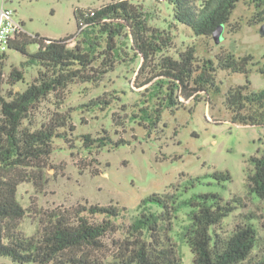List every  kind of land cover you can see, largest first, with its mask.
<instances>
[{"label": "trees", "instance_id": "16d2710c", "mask_svg": "<svg viewBox=\"0 0 264 264\" xmlns=\"http://www.w3.org/2000/svg\"><path fill=\"white\" fill-rule=\"evenodd\" d=\"M172 7L174 20L200 38H215L220 27L231 33L239 29L231 16L243 0H160ZM257 12L249 23L264 22V0H250ZM93 13V14H92ZM78 31L59 39L23 33L14 39L9 50L27 55L26 64L38 66V73L23 91L14 90L25 80L22 70L13 67L6 78L8 51L0 54V256L12 264H183V256L173 237L177 212L176 192L152 193L138 205V213L127 226L125 238L115 250L106 252L104 237L119 230L116 223L126 207L110 203L55 209L40 216V230L27 235L20 229L27 214L18 199L19 185L37 178L49 164L57 140L74 136L87 153L114 148L128 140H115L107 129L94 137L91 133L76 135L70 112L60 110L65 90L74 83L98 85L104 75L119 64L138 62V86H146L144 99L128 118L150 121L157 125L166 108L172 112L202 97H217L223 92L217 80L220 71L248 74L256 69L264 74V61L252 54L237 55L221 48L217 53L200 56L194 45L177 52L171 31L152 26L141 4L132 0H111L99 8L76 11ZM76 37L74 45L69 41ZM37 44L29 53L28 47ZM264 59V56H263ZM8 85V90L4 86ZM228 119L238 125L264 127V88L255 91L249 78L245 84L231 85L223 92ZM51 95L57 109L43 120H37L40 104ZM115 96L105 93L82 104L84 108L113 103ZM125 106L128 104H123ZM126 115V114H125ZM124 115V118H125ZM121 116L113 121L123 127ZM218 120V119H217ZM221 120V119H219ZM124 128V127H123ZM250 191L264 203V152L249 160ZM217 180H231L229 171L215 170ZM241 201L235 195L228 201L218 193H201L187 202L192 209L191 222L185 227L184 242L193 258L190 264H264L257 259L260 233L251 219L235 227L229 235L221 229ZM101 214V221L91 220ZM264 219V215H263ZM115 246V239L113 240ZM0 264H5L1 263Z\"/></svg>", "mask_w": 264, "mask_h": 264}, {"label": "rangeland", "instance_id": "374dc122", "mask_svg": "<svg viewBox=\"0 0 264 264\" xmlns=\"http://www.w3.org/2000/svg\"><path fill=\"white\" fill-rule=\"evenodd\" d=\"M111 0H7L5 6L15 12L28 34L59 39L74 35L78 31L76 11L96 9ZM141 4L148 15V23L171 31L175 46L169 51L177 52L189 45L197 48L200 56L217 53L226 48L237 55L252 54L256 60L264 61V35L261 28L264 22L249 23L254 19L256 7L250 0H243L234 10L231 22L239 29L233 33L225 28L220 39L200 38L183 24L174 20L172 7L160 0H132ZM3 0H0V5ZM76 42L70 39L69 45ZM31 44L28 52L37 49ZM27 55L20 51L8 50L5 60L6 78L13 67L24 72L25 80L18 82L14 90L23 91L38 73V66L26 64ZM138 62L119 64L113 71L104 75L98 85L74 83L65 90V102L60 110L70 112L76 135L91 133L97 137L102 129H107L118 140H128L114 148H105L87 153L79 140L72 136L69 142L63 139L55 143L56 150L49 164L40 176L19 185L18 199L27 208L20 229L27 235H35L40 230L39 218L45 212L55 209L76 208L90 204L107 205L115 203L126 207L123 217L116 223L119 230L104 237L106 252L115 250L117 243L125 238L127 226L138 213L141 200L152 193L176 192L177 212L174 217L173 237L183 256V264L192 262V252L184 242L185 227L191 222L189 213L192 207L185 203L201 193L220 194L224 201L235 195L241 198L237 208L222 223L221 231L229 235L239 224L251 219L260 233V246L256 249L257 259L264 256V203L249 187V174L254 166L249 161L252 156L264 152V127L238 125L232 123L229 111L224 104L223 92L229 86L251 81L252 89L264 88V74L253 69L251 73L233 74L220 71L217 80L223 92L212 101L202 97L197 103H187L175 112L166 108L157 125L150 121L141 125V119L128 116L141 104L146 86H138ZM8 90L9 86H4ZM105 93V97L115 96L113 103L106 107L84 108L82 104ZM123 104L127 110L124 109ZM57 109L55 97L51 95L40 104L37 120L48 117L50 110ZM121 116L123 127L113 121ZM126 114V115H125ZM125 115V118H124ZM0 112V119H1ZM218 119V120H217ZM221 119V120H219ZM215 170L229 171L231 180H217L212 176ZM101 214L91 216L93 221H101ZM248 222V221H246ZM115 239V246L113 240ZM0 262L12 264L0 256Z\"/></svg>", "mask_w": 264, "mask_h": 264}, {"label": "built area", "instance_id": "2783aa9c", "mask_svg": "<svg viewBox=\"0 0 264 264\" xmlns=\"http://www.w3.org/2000/svg\"><path fill=\"white\" fill-rule=\"evenodd\" d=\"M6 2L3 0L0 5V54L9 50L14 39L27 33L22 22L15 17L14 10L5 6Z\"/></svg>", "mask_w": 264, "mask_h": 264}, {"label": "water", "instance_id": "95a60500", "mask_svg": "<svg viewBox=\"0 0 264 264\" xmlns=\"http://www.w3.org/2000/svg\"><path fill=\"white\" fill-rule=\"evenodd\" d=\"M223 30H224V27H220L219 29L216 30V32H215V38L217 40L220 39V36H221V33L223 32ZM261 34L264 35V24H263V26L261 28Z\"/></svg>", "mask_w": 264, "mask_h": 264}]
</instances>
